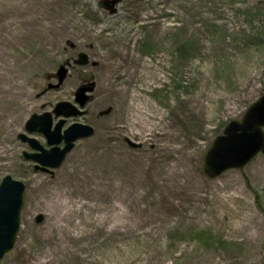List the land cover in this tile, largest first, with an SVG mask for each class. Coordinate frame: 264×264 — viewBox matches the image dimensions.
I'll list each match as a JSON object with an SVG mask.
<instances>
[{"label": "rangeland", "instance_id": "obj_1", "mask_svg": "<svg viewBox=\"0 0 264 264\" xmlns=\"http://www.w3.org/2000/svg\"><path fill=\"white\" fill-rule=\"evenodd\" d=\"M68 15L70 33L50 51L51 68L26 86L29 98L10 89L11 61L20 79L12 78L25 85L24 63L49 46L50 35L31 29ZM81 26L122 37L140 57L130 81L110 75L129 97L141 91L155 137L133 129L129 104L103 84ZM152 73L158 78L140 86ZM263 94L264 0H0V182L9 175L24 185L16 242L0 264H264V154L214 178L203 170L214 138ZM58 102L80 110L60 117L62 130L80 123L93 134L43 169L24 157L35 151L18 135L48 149L25 123Z\"/></svg>", "mask_w": 264, "mask_h": 264}, {"label": "water", "instance_id": "obj_2", "mask_svg": "<svg viewBox=\"0 0 264 264\" xmlns=\"http://www.w3.org/2000/svg\"><path fill=\"white\" fill-rule=\"evenodd\" d=\"M77 64H86L85 54H79ZM60 74L59 79L63 78ZM83 90L76 93V101L84 105L87 98H83ZM56 117L63 115L77 116L80 112L68 102H59L54 109ZM64 121L61 120L51 130L52 114L45 112L41 115L33 114L26 122L25 128L29 132H40L47 139L50 149H44L34 138L19 134L23 142L38 151L24 153V157L38 164L55 168L64 160L66 154L73 148L79 138L90 136L93 129L84 124L74 123L61 133ZM264 94L252 102L243 113L240 120H231L223 130V134L212 141L203 158V170L207 176L214 178L229 169H242L259 152L264 154ZM64 141L61 148L59 144ZM24 185L5 176L0 183V259L11 251L15 245L20 227V210L23 204ZM42 217L38 216L37 221ZM261 252L264 259V234L261 240Z\"/></svg>", "mask_w": 264, "mask_h": 264}, {"label": "bare ground", "instance_id": "obj_3", "mask_svg": "<svg viewBox=\"0 0 264 264\" xmlns=\"http://www.w3.org/2000/svg\"><path fill=\"white\" fill-rule=\"evenodd\" d=\"M68 18L69 15L64 19V21L61 22L59 21L58 17L53 24L50 23L47 27H45V29H42V27L41 29H31L34 32H40L42 30L45 36L47 34L50 35L49 46L47 49L44 48V45L38 46V53L42 52L45 55L38 57V54V56H36L37 58L31 57V59H28L24 63L22 81L25 82V85L20 82L22 84L21 85L17 81L20 79V77L17 76V73H15L18 61H11V63L9 64V70L10 72H13L11 80L14 85H12L10 89L23 90L25 95H28L29 98L30 90L26 86L32 84L34 76H36L39 71L41 72L43 70L51 68L50 65L52 61L55 60V56H53L50 51L55 50L56 47L59 45V42H57V40H62L64 36L70 33V24L68 22ZM98 20L100 21V18H98ZM60 27H62V32L58 31V28ZM80 32H82V37L87 39V43L89 44L92 50V54L94 56V65L101 68L102 70L101 79H103V84L113 94L122 93V99L124 101H127L126 105L129 104V108L132 114L131 126L133 127V129L142 130L141 136L143 139L148 140L152 137H155V128L157 125V122L154 121L155 111L149 104H146L143 101L141 91L139 92L134 89L133 94H131V96L129 97V92L125 89L118 87L119 84H116V82L112 79L110 75L112 74V72H116L118 80H120L121 78L123 80L130 81L131 77H135L138 74L137 71L139 69V65L141 64L140 57L133 54L130 49L129 43L125 44L122 41V37L107 38L100 34H96L101 33L100 31L93 33L88 28L85 29L84 26L80 27ZM55 45L56 47H54ZM53 64L54 63H52V65ZM118 70L120 71L119 73ZM12 77L17 80L13 79ZM157 78L158 75H155L154 73L148 76L143 75L141 80L142 83L140 84V86H143L145 83L148 84L149 82ZM35 83L37 84L38 81L36 80ZM39 97L40 96H38V98ZM105 99L107 98H99L98 102H102ZM119 100H121V98H119ZM4 153L5 152L0 151V158L4 156ZM169 181H164V183H167ZM43 184L44 182H39V184L35 187H39ZM44 264H47V262H45Z\"/></svg>", "mask_w": 264, "mask_h": 264}, {"label": "flooded vegetation", "instance_id": "obj_4", "mask_svg": "<svg viewBox=\"0 0 264 264\" xmlns=\"http://www.w3.org/2000/svg\"><path fill=\"white\" fill-rule=\"evenodd\" d=\"M53 123H54V120H53ZM58 123H55L54 125L56 126ZM63 126H64V123H63V125H62V128H63ZM62 128H61V131H62ZM62 133V132H61Z\"/></svg>", "mask_w": 264, "mask_h": 264}]
</instances>
